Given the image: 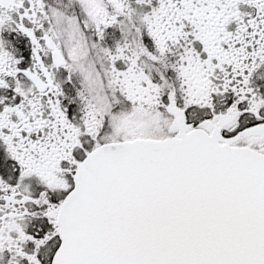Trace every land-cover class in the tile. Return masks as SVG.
<instances>
[{
  "label": "snow or ice",
  "instance_id": "6c2138e0",
  "mask_svg": "<svg viewBox=\"0 0 264 264\" xmlns=\"http://www.w3.org/2000/svg\"><path fill=\"white\" fill-rule=\"evenodd\" d=\"M0 264H264V0H0Z\"/></svg>",
  "mask_w": 264,
  "mask_h": 264
}]
</instances>
